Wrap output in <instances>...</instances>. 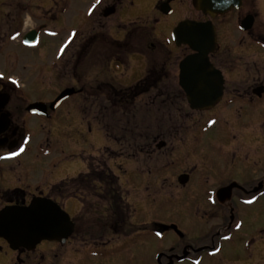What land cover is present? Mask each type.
Returning a JSON list of instances; mask_svg holds the SVG:
<instances>
[{
	"label": "flooded vegetation",
	"instance_id": "af4514ba",
	"mask_svg": "<svg viewBox=\"0 0 264 264\" xmlns=\"http://www.w3.org/2000/svg\"><path fill=\"white\" fill-rule=\"evenodd\" d=\"M127 1L112 0L98 15L109 19ZM165 2L172 13L174 5L183 8L190 3L197 18L188 20L212 24L217 46L207 58L221 74L218 100L201 109H192L188 103L180 85V63L195 54L188 46L178 47L171 39L170 49L134 43L135 37L150 36L152 28L134 22L125 30L116 18L114 24L124 31L123 40L90 31L72 55L71 79L78 87L69 99L84 100L83 121L105 131L109 141L126 154L124 161L134 160L135 173L129 174L133 177L127 182L132 180L135 193L131 195L125 187L124 161L117 165L119 175H109L107 151L98 159L87 158L81 175L46 189H0V211L44 198L66 213L73 226L64 242L43 240L31 250H12L0 238V264H264V1L240 0L238 8L210 16L197 10L198 0H157L155 10L164 17L172 14L160 12ZM95 4L97 0L90 8V20ZM10 7L14 9L10 24L18 29L10 37L0 33V49L7 42L22 43L33 31L39 45L49 22L56 41V0L45 3L50 18L22 36L20 25L22 15L30 11L29 0H17ZM108 8L114 13L103 17ZM231 31L237 35L235 41L227 40ZM127 37L130 42L126 44ZM73 47L71 43L69 48ZM53 48L56 67V42ZM104 55L109 61L106 65ZM136 56L145 59L143 74L131 80L125 75L130 65L126 60L130 63ZM83 59L91 63V74L80 86L75 66ZM16 89L10 81L0 86V94L10 96L0 113V122H9L5 128L0 124L4 128L0 132L2 175L15 171L9 164L19 167L28 150L30 139L24 129L28 116L50 122L52 130L56 127V109L46 115L29 114L23 103L10 109ZM199 89L196 97H207L206 87ZM20 110L25 113L23 119ZM115 131L116 137L110 135ZM20 148L24 151L19 152ZM156 175H166L159 188L166 181L170 185L161 197L157 196ZM233 184L236 187L230 192L218 196ZM168 191L181 202L179 208L169 206L172 199L167 197L173 195Z\"/></svg>",
	"mask_w": 264,
	"mask_h": 264
},
{
	"label": "rangeland",
	"instance_id": "374dc122",
	"mask_svg": "<svg viewBox=\"0 0 264 264\" xmlns=\"http://www.w3.org/2000/svg\"><path fill=\"white\" fill-rule=\"evenodd\" d=\"M16 1L0 0V33H6L9 37L17 33L16 29H18L16 25L10 24L12 21L10 15L14 13V9L10 5H16ZM95 1L56 0V41L52 38L54 25L48 21L49 23H46L47 30L42 32L40 44L36 48H26L21 41L19 43L11 41L0 49V86L6 84L7 81H15L14 85L17 87L15 97L9 104L10 109L20 107L21 103L25 106L35 102L46 104L53 101L54 96H58L61 91L67 88L76 89L78 86L71 79V69L74 67L72 55L77 53L92 30L96 34L105 32L114 40H123L124 31L117 30L114 24L115 18L118 24L125 26V30L129 23L134 22L152 28V32L148 31L149 29L146 30L151 33L150 36H143L140 39L135 37L134 43H152L156 47L162 44L169 49L171 34L175 26L183 19L196 20L197 18L190 3H187L190 7L183 8L174 5L173 13L164 17L155 10L157 0H129L118 7L116 15L103 20L98 12L101 13L105 6L111 5L112 0H100L97 5H94L96 12H93L90 20L89 11ZM47 2L49 0H29L30 11L27 15H22L24 20L20 25V36L50 18L45 14L49 9L45 7ZM114 3L116 4L115 1ZM118 27L121 28V26ZM230 33L227 40L235 41L237 35L232 31ZM55 42L56 67H54L55 52L53 48ZM71 43L74 44V47L70 49ZM104 57L103 64L106 65L109 61L107 56L104 55ZM136 57L135 60L129 59L130 63H128V59L126 60V63L130 65L125 75L131 80L143 74L141 62L144 65L145 59L140 56ZM156 58L162 59L160 56ZM96 64L98 65L97 61H95ZM75 67L78 74L76 79L82 86L91 74V63L83 59ZM17 96L22 97V100H18ZM83 102L84 100L76 97L63 102L56 111V124L53 125L56 127L53 130L50 122L46 123L32 116L27 117L24 129L30 139L28 150L20 159L19 167L14 163L9 164L15 168V171L13 170L7 175L0 174L2 175L0 189L16 187L46 189L64 178L81 175L86 170L85 160L89 157L98 159L104 151L108 152V167L112 172L109 175H119L117 165L123 163L126 154L122 153L120 146L109 141L111 137L106 135L105 131L102 132L94 125L88 127L87 123L83 121V114H81L84 111ZM108 113L111 115L112 111L110 110ZM18 114L22 118L25 113L20 110ZM41 125H46V127L42 128ZM110 135L116 137L117 132L110 133ZM124 163L121 168L127 173L125 187L129 188V193L133 195L135 189L132 187V180L127 181L133 177L129 174L134 172L136 165L133 159H128ZM98 164L101 166L99 162ZM165 176L156 175L157 196L159 197L164 195L165 190L170 186L169 181H166L162 188L158 187L161 179ZM168 192L173 195L167 197V199H172L168 202L171 209L179 208L181 202L176 200L175 194ZM130 202H132V197Z\"/></svg>",
	"mask_w": 264,
	"mask_h": 264
},
{
	"label": "water",
	"instance_id": "95a60500",
	"mask_svg": "<svg viewBox=\"0 0 264 264\" xmlns=\"http://www.w3.org/2000/svg\"><path fill=\"white\" fill-rule=\"evenodd\" d=\"M239 3L240 0H198L197 10H202L213 16L214 14H225L233 8H238ZM160 12L163 15L171 14L172 9L169 2L160 6ZM113 13L114 9L108 8L104 11L103 17H108ZM171 37L176 46H188L195 53L180 63V85L188 95V103L191 108L201 109L208 104H214L221 93V74L212 68L207 58L217 45L212 24L184 20L173 29ZM23 43L35 47L38 43L37 33L33 31L25 35ZM200 86L206 87L207 97H196ZM201 91L204 92L205 89H201ZM73 94V89L63 90L50 103L49 110L54 111ZM9 100L8 94H0V113L5 109ZM26 111L31 114L46 115L47 106L44 103L36 102L28 105ZM6 117L8 114H5L4 118ZM0 124H3L5 128L9 122L6 120ZM4 128L0 129V132ZM2 146L0 144V148ZM185 180L183 178L182 183ZM234 187H236L235 184L230 185L218 196H224ZM72 230L73 226L68 215L48 199L34 198L28 206L6 207L0 211V238L4 239L12 250L19 248L31 250L43 240L64 242L72 234Z\"/></svg>",
	"mask_w": 264,
	"mask_h": 264
},
{
	"label": "snow or ice",
	"instance_id": "6c2138e0",
	"mask_svg": "<svg viewBox=\"0 0 264 264\" xmlns=\"http://www.w3.org/2000/svg\"><path fill=\"white\" fill-rule=\"evenodd\" d=\"M99 2H100V0H97V3H99ZM13 39H15V37H13ZM13 83H15V81H13ZM23 151H24V149L20 148L19 152H23ZM19 152H13L12 155L13 156L19 155ZM4 158H8V157H4ZM246 203H252V201H246ZM225 238L227 239V237H225Z\"/></svg>",
	"mask_w": 264,
	"mask_h": 264
},
{
	"label": "trees",
	"instance_id": "16d2710c",
	"mask_svg": "<svg viewBox=\"0 0 264 264\" xmlns=\"http://www.w3.org/2000/svg\"><path fill=\"white\" fill-rule=\"evenodd\" d=\"M130 42V39L127 37L126 40H125V43H129Z\"/></svg>",
	"mask_w": 264,
	"mask_h": 264
}]
</instances>
